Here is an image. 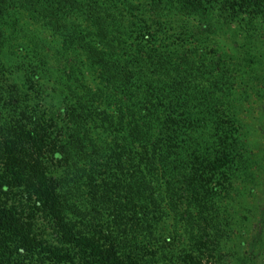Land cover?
Returning <instances> with one entry per match:
<instances>
[{
  "label": "trees",
  "instance_id": "trees-1",
  "mask_svg": "<svg viewBox=\"0 0 264 264\" xmlns=\"http://www.w3.org/2000/svg\"><path fill=\"white\" fill-rule=\"evenodd\" d=\"M212 14L264 17V0H0V38L4 26L31 22L58 41L36 39L34 56L10 65L11 75L22 72L34 93L33 80L52 74L46 65L54 62L65 101L59 124L47 119L36 93L28 96L22 83L6 85L0 61V99L15 127L4 143L0 191L27 192L80 250L83 264L150 263L79 231L70 216L72 198L99 209L127 207L130 221L155 219L158 211L149 206L160 190L174 205L182 200L207 210L202 206L221 192L229 195L236 173L248 168L229 70L210 55L204 33L188 27L190 17ZM49 121L59 125L57 138ZM2 231L16 236L24 251L41 245L13 207L0 205ZM185 264L201 263L189 258Z\"/></svg>",
  "mask_w": 264,
  "mask_h": 264
},
{
  "label": "rangeland",
  "instance_id": "rangeland-1",
  "mask_svg": "<svg viewBox=\"0 0 264 264\" xmlns=\"http://www.w3.org/2000/svg\"><path fill=\"white\" fill-rule=\"evenodd\" d=\"M188 27L204 33L200 36L206 41L210 55L214 53L221 60L219 64L225 67L224 71L229 70L228 85L238 97L232 111L236 124L241 128L240 137L249 151L248 168L236 173L229 195L221 192L215 203L202 206L201 209L206 207L207 210H199V207H192L182 200H176L174 205L169 194L160 190L158 200L149 206V209L158 211L150 213L155 214V219L138 216L143 220L130 221L129 216H125L127 207L118 211L108 207L99 209L94 203H77L74 197L70 200L71 220L79 231L94 235L103 242L117 244L122 254L143 255L150 264H185L189 258H195L201 264H264V17L242 14L235 20H225L216 14L208 17L194 15L188 19ZM3 33L0 61L8 68L4 69L7 72L4 75L6 85L22 83L28 96L36 93L39 112H43L47 119L54 118L59 124L65 101L60 87L55 84L59 80V77H54L57 65L50 62L46 67L52 74L46 73L37 82L32 79L38 86L32 88L34 93L22 78V72L11 75L14 70L10 69L16 61L34 56L30 50L37 47L36 39L48 44L57 43V39L49 37L43 28L31 22H24L22 28L4 26ZM39 60L41 63L45 59ZM42 91L44 93H40ZM5 108L1 98L0 182L3 180L4 143L13 139L15 128L7 120ZM49 122V131L57 138L59 125ZM4 191H0V205L13 207L30 238L41 245L24 251L19 247L20 241L16 236L2 231L1 261L83 264L80 250L63 239L52 219L40 205L34 204L27 192H23L21 187ZM121 196L117 204L122 201ZM43 246L58 250L62 257H56ZM137 246L141 251L133 249Z\"/></svg>",
  "mask_w": 264,
  "mask_h": 264
}]
</instances>
